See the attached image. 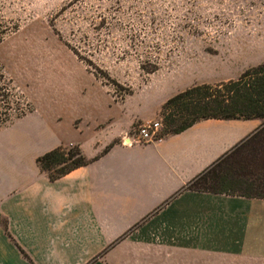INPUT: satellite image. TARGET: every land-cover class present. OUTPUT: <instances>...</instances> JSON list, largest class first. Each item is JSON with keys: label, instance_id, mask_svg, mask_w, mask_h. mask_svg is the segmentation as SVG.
I'll return each mask as SVG.
<instances>
[{"label": "crops", "instance_id": "0c3cea01", "mask_svg": "<svg viewBox=\"0 0 264 264\" xmlns=\"http://www.w3.org/2000/svg\"><path fill=\"white\" fill-rule=\"evenodd\" d=\"M176 94L89 109L77 126L33 113L0 127V264H264V198L188 188L262 119L122 144ZM68 145L90 162L51 180L37 159Z\"/></svg>", "mask_w": 264, "mask_h": 264}, {"label": "rangeland", "instance_id": "374dc122", "mask_svg": "<svg viewBox=\"0 0 264 264\" xmlns=\"http://www.w3.org/2000/svg\"><path fill=\"white\" fill-rule=\"evenodd\" d=\"M263 62L264 0H0L5 126L33 113L77 126L89 109L145 94L157 107L161 91L237 79ZM193 118L162 107L155 121L163 136ZM249 153L230 157L244 179L256 168Z\"/></svg>", "mask_w": 264, "mask_h": 264}, {"label": "trees", "instance_id": "16d2710c", "mask_svg": "<svg viewBox=\"0 0 264 264\" xmlns=\"http://www.w3.org/2000/svg\"><path fill=\"white\" fill-rule=\"evenodd\" d=\"M177 107L193 112L195 118L171 133L181 132L195 122L208 118L263 120V125L257 132L193 180L188 188L264 198V151L260 148L264 147V62L246 69L237 79L215 85L198 84L179 92L165 102L163 110L168 112ZM7 121H0V127L7 125ZM9 123H12V120ZM244 145L245 149L249 147V155H252L256 162V168L245 169V179L239 177L230 164V157ZM37 162L49 174L51 180H56L88 164L90 160L84 156L80 147L67 149L65 146H59L39 156ZM242 184L245 192L238 189H243Z\"/></svg>", "mask_w": 264, "mask_h": 264}, {"label": "built area", "instance_id": "2783aa9c", "mask_svg": "<svg viewBox=\"0 0 264 264\" xmlns=\"http://www.w3.org/2000/svg\"><path fill=\"white\" fill-rule=\"evenodd\" d=\"M163 124L160 121H148L134 129L131 133H126L122 137V144L133 146L144 144L159 139Z\"/></svg>", "mask_w": 264, "mask_h": 264}]
</instances>
